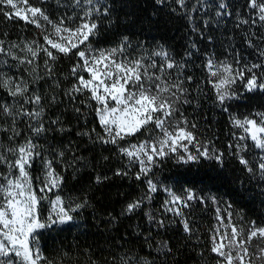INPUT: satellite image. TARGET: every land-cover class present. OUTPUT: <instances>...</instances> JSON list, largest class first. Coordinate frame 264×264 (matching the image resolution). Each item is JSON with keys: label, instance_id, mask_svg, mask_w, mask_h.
Wrapping results in <instances>:
<instances>
[{"label": "trees", "instance_id": "obj_1", "mask_svg": "<svg viewBox=\"0 0 264 264\" xmlns=\"http://www.w3.org/2000/svg\"><path fill=\"white\" fill-rule=\"evenodd\" d=\"M106 3L109 13L100 16L99 32L90 37L91 45L110 49L128 37L133 56L145 52L151 56L154 51L164 49L183 63L185 68L181 78L191 76L192 80L185 79L186 98L190 103L182 105L181 111L190 125H196L194 135L197 140L207 145L210 151L215 149L223 153V163L214 159L182 163L175 155L161 160L149 174L154 182L158 181L157 192L151 193L152 200L132 213L126 212L129 203L148 193L146 178L136 179L139 166L129 165L128 159L118 153L116 145L96 140V135H103V132L94 113L96 104L91 102V107L88 106L87 93H76L74 98L67 95L77 83L71 70L78 57L59 55L51 65L52 76L45 75V54L41 52L37 58H32L24 49L33 40L45 45L43 35L46 33L23 20L8 19L0 12V41L4 42L6 50L0 53V104L11 106L14 113L20 111L21 106L29 110L39 107L24 104V97H12L3 87V81L8 77L15 78L13 87L23 78L29 85V92L35 91L42 97L46 129L36 137L28 127L35 121L5 115L0 109V151L33 137L41 156L53 160V167L64 178L59 194L66 205H85L72 213L73 221L39 231L40 250L53 264H124V261L128 264H217L221 258L210 250V230L217 224V206L221 210L220 215L225 217V223L227 212H231L233 222L238 225L248 221L264 225V180L258 178L257 168L261 150L256 149L250 140L244 141L248 149L241 154L257 172L254 177L239 162L235 155L237 149L234 146L229 148L230 144L240 143L236 137L242 134L233 126L230 117L243 118L264 112V91L249 93L237 82L233 88L239 98L221 105L210 83L206 61L212 57L216 63L232 62L238 53L241 66L264 63V58L258 54L260 49H264V39H260L264 38V27L248 6V0H186L184 7L177 0H164L163 4L157 0H106ZM220 3H226L227 11L232 15L217 17V5ZM28 4L41 7L54 21L75 12L77 18L68 22L69 26L79 23L78 17L82 14L81 9L73 6L74 0H60L59 4L57 0H28ZM0 7L8 11L6 6ZM254 17L258 21L256 25L249 23L237 27L241 19L251 21ZM204 21H208L207 26ZM248 38L255 47L248 45ZM140 44H143V49L138 48ZM192 44L196 47L192 48ZM8 49L16 56H28L33 59V64H20L6 54ZM188 52H191L190 57L185 55ZM155 59L159 64L160 58ZM34 65L38 66L35 71ZM256 71L259 75L264 69ZM52 121L58 123L53 124ZM13 127L20 135L10 140ZM93 128L95 132L91 139L82 135L92 132ZM146 138L147 135H138L130 139L139 142ZM189 148L195 154L192 145ZM60 151L64 156L57 158L56 153ZM117 170L127 172V175H116ZM5 171V165L0 164V172ZM44 171L41 159L37 158L30 170L36 186L40 184L37 178H42ZM98 176L101 177L99 182ZM164 188L180 196H186L191 190L204 198L203 201L190 202L191 206L183 209L193 229L191 234L184 232L179 217L163 212V205L170 198ZM48 196L52 199L54 193L49 192ZM210 196L216 198L217 204L208 199ZM47 210L48 205L44 201L41 215L46 216ZM148 213L156 219L150 221ZM161 219L165 221L164 227L157 224ZM165 242L170 252H157V248L163 249Z\"/></svg>", "mask_w": 264, "mask_h": 264}, {"label": "snow or ice", "instance_id": "obj_2", "mask_svg": "<svg viewBox=\"0 0 264 264\" xmlns=\"http://www.w3.org/2000/svg\"><path fill=\"white\" fill-rule=\"evenodd\" d=\"M157 2L163 4L164 0ZM177 2L182 7L186 5V0ZM57 3L59 4L60 0H57ZM0 6L8 8V11H4L0 7V12H3L6 18L23 20L46 33L43 40L50 48L33 40L24 49L32 58H37L41 52L45 54V75L52 76L51 65L59 55L72 54L78 57L77 64L71 70L77 83L67 95L74 98L76 93L81 95L87 93L88 106L91 107V102L96 104L94 113L103 132V135H96V140L102 144L116 145L118 153L128 159L129 165L139 166V171L135 173L136 179L146 178L148 193L141 199L129 203L126 212L132 213L145 202L152 200L151 193L157 192L158 181L154 182L149 174L161 160L175 155L177 161L182 163L199 162L201 159H214L223 163V153L215 149L210 151L207 145H202L194 135L196 125L194 123L190 125L183 116L181 106L190 103L186 98L188 89L184 86L185 79L192 80L191 76L181 78L180 74L185 68L183 63L164 49L154 51L151 56L146 52L133 56L128 37H124L116 47L110 49L92 47L90 37H95L99 32L100 16L109 13L106 0H74L73 6L81 9L82 14L78 17L79 23H72L71 26L68 22L77 18L75 12L72 16L54 21L41 7L29 5L28 0H0ZM204 6L207 7L206 4ZM248 6L254 10L261 27H264V0H248ZM217 8V17L232 15L227 11L226 3L218 4ZM258 21L255 17L251 21L241 19L237 27L249 23L256 25ZM204 23L207 26L208 21ZM247 43L250 47H255L251 38L247 39ZM81 45L84 47L81 48ZM195 47V44H192V48ZM138 48L143 49V44L138 45ZM5 51L4 42L0 41V53ZM6 54L20 64H33V59H29L28 56H16L11 49H8ZM258 54L264 58V49H260ZM185 55L190 57L191 52ZM155 57L160 58L159 64ZM36 67L38 66L34 65V71ZM206 67L217 101L221 105L227 100L239 98V94L233 88L237 82L243 85L246 92L264 91V71L259 75L256 71L264 69V63L251 65L245 63L241 66L237 53L232 62L225 60L216 63L209 57ZM174 69L178 71H171ZM85 75L88 78H85ZM14 80V77H8L3 81V87L9 94L12 97H24V104L39 107L29 110L21 106L20 111L14 113L11 106L0 104V109L5 115L35 121L34 125L29 123L28 127L36 137H40L46 131L43 124L42 97L35 91L29 92V85L23 78L13 87ZM52 99L55 100V97ZM76 111L79 112L80 109L77 108ZM230 120L242 134L236 137L240 143L230 144L229 148L234 146L237 149L235 155L239 162L254 177L257 172L250 161L241 154L248 149V144L244 141L250 140L256 149L261 150L257 168L258 178L264 180V112H255L243 118L231 116ZM51 123L56 124L58 121ZM12 131L13 136L9 137L10 140L20 135L15 127ZM94 132L95 128L92 132H84L82 135L91 139ZM138 135H147L148 138L136 144L127 143L126 146H121L122 141H128L129 138ZM189 145L195 149V154ZM38 148L39 145L34 143L33 137L30 136L20 144L0 151V164L6 167L5 172H0V264H53L40 250L39 230L73 221L72 213L85 206L81 203L75 204V207L66 205L64 198L59 194L64 178L53 167L54 161L43 158ZM63 156L62 151L56 153L57 158ZM37 158L41 159L45 170L43 177L37 178L40 180L39 186L34 184L30 172ZM116 175H127V172L117 170ZM100 180L101 177L98 176L97 181ZM163 190L168 192L170 197L163 205V212H170L179 217L184 232L191 234L193 229L183 209L189 208L190 202L203 201L204 198L198 197L191 190H188L186 196L177 195L169 188ZM49 192L54 193V199L48 196ZM208 199L214 205L217 204L215 197L210 196ZM44 201L50 206L47 216H42L40 212ZM215 210L217 224L210 230V250L221 258L217 264H264V226H258L256 221L238 225L233 222L231 212H227L225 223V217L220 215V208L217 206ZM147 215L150 221L156 219L151 213ZM157 224L164 227L165 221L161 219ZM253 240L259 243L253 244ZM156 251L167 253L170 249L165 242L163 249L157 248ZM124 264H128V261H124Z\"/></svg>", "mask_w": 264, "mask_h": 264}, {"label": "rangeland", "instance_id": "obj_3", "mask_svg": "<svg viewBox=\"0 0 264 264\" xmlns=\"http://www.w3.org/2000/svg\"><path fill=\"white\" fill-rule=\"evenodd\" d=\"M48 29H49V31L51 30V26L49 25L48 26ZM84 46L83 45H81V48H83ZM94 49H109V48H97V47H94V46H92ZM127 143H133V144H136V143H138V142H135V141H133L132 139H128V141H122L121 142V146H126V144ZM190 146V145H189ZM191 150V149H190ZM55 197H53L52 199H54ZM46 203H47V205H48V210H47V213H46V216H47V214H48V212H49V209H50V206H49V204H48V202L47 201H45ZM264 226V225H263ZM39 231H41V230H39ZM252 243L253 244H257V243H259V241H257V240H253L252 241Z\"/></svg>", "mask_w": 264, "mask_h": 264}]
</instances>
